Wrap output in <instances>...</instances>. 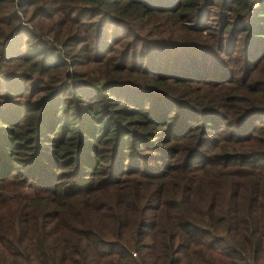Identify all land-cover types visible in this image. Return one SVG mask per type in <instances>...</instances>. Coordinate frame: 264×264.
Segmentation results:
<instances>
[{"label": "trees", "instance_id": "1", "mask_svg": "<svg viewBox=\"0 0 264 264\" xmlns=\"http://www.w3.org/2000/svg\"><path fill=\"white\" fill-rule=\"evenodd\" d=\"M0 264H264V0H0Z\"/></svg>", "mask_w": 264, "mask_h": 264}, {"label": "rangeland", "instance_id": "2", "mask_svg": "<svg viewBox=\"0 0 264 264\" xmlns=\"http://www.w3.org/2000/svg\"><path fill=\"white\" fill-rule=\"evenodd\" d=\"M28 192L27 190H25V193Z\"/></svg>", "mask_w": 264, "mask_h": 264}]
</instances>
